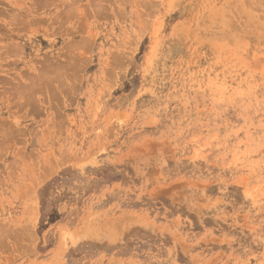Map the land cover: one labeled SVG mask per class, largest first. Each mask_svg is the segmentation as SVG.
<instances>
[{
    "label": "rangeland",
    "instance_id": "1",
    "mask_svg": "<svg viewBox=\"0 0 264 264\" xmlns=\"http://www.w3.org/2000/svg\"><path fill=\"white\" fill-rule=\"evenodd\" d=\"M0 264H264V0H0Z\"/></svg>",
    "mask_w": 264,
    "mask_h": 264
},
{
    "label": "bare ground",
    "instance_id": "2",
    "mask_svg": "<svg viewBox=\"0 0 264 264\" xmlns=\"http://www.w3.org/2000/svg\"><path fill=\"white\" fill-rule=\"evenodd\" d=\"M58 69V68H57ZM61 70V69H60Z\"/></svg>",
    "mask_w": 264,
    "mask_h": 264
}]
</instances>
